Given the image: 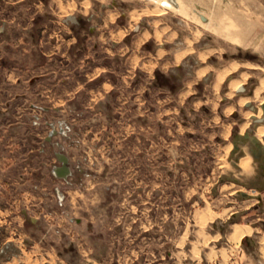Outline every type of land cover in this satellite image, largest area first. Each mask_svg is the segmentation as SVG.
Masks as SVG:
<instances>
[{"label": "rangeland", "instance_id": "rangeland-1", "mask_svg": "<svg viewBox=\"0 0 264 264\" xmlns=\"http://www.w3.org/2000/svg\"><path fill=\"white\" fill-rule=\"evenodd\" d=\"M65 1L72 2L71 4L74 7L73 10L69 11L71 14H77L80 8L76 4H81L80 2L84 0ZM258 1L185 0L191 11V17L194 16L197 20L185 19L178 14L173 15L171 12H168L166 17L146 16L140 20L137 27L128 35V39H132L133 41L130 49L128 50L127 46L123 43L126 36L120 42L119 49H115L116 51H120V59H117V54L114 58H106L115 51H112V40H108L109 37L107 36H109V32L116 31V29L124 30L129 27L128 22L131 19L129 12L136 6L135 0H89V4L85 7V10H87L85 12L86 15L94 14L97 17L93 21H88L87 28L80 33L83 37H89L92 34V29V32L96 36L103 35L105 37V40L109 44L104 43L101 48H98L96 55L99 58H103L104 64L107 63L111 70L119 71V73L124 72V74H129L127 72L128 69L132 70L131 76L133 75L134 78L129 81H132L131 87L135 86V92H131L134 94H130L129 99L136 98L137 103H142L145 99L149 100L150 107L148 106V102H146V105L149 115L152 116L151 131L153 134L160 132L166 137V147L163 148L165 154L162 153L165 158L162 162H156L158 166L161 163V167L164 170L160 171L158 167L152 166V170L150 171V187H146L147 174L146 167L144 166L146 160L136 159L141 170L134 178L128 179L127 172H120L118 175L112 172L109 175V179L119 180V193L117 196L120 201L124 199L125 204L118 207L114 204H108L103 209L110 213L112 210L118 213L132 210L131 205L135 206L133 209L136 217L134 227L136 235L132 246L135 249H148L151 251V258H149L151 260L159 258L157 255L159 253L153 251H157L160 248L163 249L165 241L167 242L166 248L168 250H175L176 243L183 232L195 228L193 225L194 219L198 218L200 213L202 215L209 210L220 213L231 209V212L227 215L230 218L226 220L225 224L228 230L231 229L230 226L234 223L251 224L259 226L260 233L258 235L264 236V175L261 172L259 162L252 158L248 143L246 142L240 145L243 149L242 153L232 155L234 132L240 133L241 126L244 123H249L245 132L250 130H253V134L256 132L257 125L253 117L246 119L243 113L252 111L257 114L259 109H261L263 115L262 105L264 102L260 105L257 104L258 102H251L257 107V111L249 109L247 105L240 106L238 104L241 98L251 97L253 99L256 87L259 86L261 79H264V30L261 31L262 27L264 29V0ZM173 3L176 6L178 5L177 0H173ZM117 12L120 15L117 17L115 23L108 22L107 27H105L109 13ZM166 18L168 19L169 26H176L180 29V38L176 40L175 44L167 42L158 44L155 39H149L137 51L135 41L139 35L144 30L155 31L149 21ZM117 22H119V25H125V27L118 26ZM207 25L212 26V28ZM163 26L161 25V27ZM173 30H176V28L174 27ZM197 33H202V35H200L198 42L192 45L193 54L185 56L179 64L174 63L177 53L183 50L189 51L183 38L184 35H187L189 40L195 41ZM90 44L92 45L93 42L90 41ZM125 48H127V51H122ZM106 49H110V51L107 52ZM161 49L166 53H170V55L161 58ZM90 51L95 52V49L92 47ZM197 52L207 55L206 63L201 62L195 54ZM210 52L213 54H209ZM132 57L139 59V64L136 67H133ZM151 59L154 62L152 74L147 72V67L144 66ZM234 62L240 65L238 71L227 77L221 85L220 91L218 90L219 92L215 91L214 84L218 71L230 66ZM203 68H211L213 71H209L203 78H199L198 72ZM157 72L160 76L168 79L167 83H159L156 80ZM243 73L248 74V78L242 85L245 87V93L239 92L238 88L231 98H229L231 91L229 83L234 79L241 80ZM189 84H191V89L188 87ZM189 92L190 94H187ZM261 96L264 97V92ZM229 107H233L235 111L233 110V112L228 113L227 109ZM30 110L24 109V112L28 113ZM12 111L15 114L16 109L13 108ZM143 112L144 107L142 106L137 111L134 119L130 121L126 120V123L134 125L141 135H144L145 131L142 127L145 125L143 122H138V120L142 119L140 117H144ZM152 112L153 114H151ZM105 113H107L106 110L103 111V115H101L102 120H99L100 122L96 120L95 116V119L91 122L94 124L87 125L89 130H91L88 136H93V131H96V122L97 124L101 123L100 126L104 127V137L102 138L101 135L99 137L101 140L106 141L107 148H111L113 151H116L118 146H120V149L126 148L128 141H116L117 130L108 126L110 122V124L115 126L116 121L110 120L107 123L105 121V116H107L104 115ZM110 115L114 114L110 113ZM13 116L9 121L0 119V132L2 133L6 130L7 139L4 141L11 143L14 148L19 146V143L21 144V138L25 139L34 135L33 131L35 130L27 123L25 125L18 124L15 116ZM126 123L124 127L127 125ZM122 126L120 125V127ZM78 141L80 143L82 140L79 139L74 142L77 143ZM158 141L157 139L154 140L153 155L155 154L154 149H156L154 147L155 144L159 145ZM28 142L31 143V141ZM136 146L141 150L139 152L140 155L145 154L142 138L141 143H137ZM230 146L231 149L228 150ZM21 154L22 152L18 150L17 153L7 152L6 156V151L0 148V158L2 159L0 167L2 166V169L3 167L7 168V172L0 170V175L2 174L0 177L8 179L10 182H22V178L32 180V183L39 184L40 188L36 190L28 184L23 188L18 187V185L6 188L0 187V196L7 194L9 203H5L2 207H10L12 205L16 207L20 205V207L26 208L27 205H22L21 203L17 205L10 203L19 195L21 189L25 193L33 192L35 195L45 197L47 193L54 195L53 187L56 185L58 187V183L53 179L51 171L47 169L44 173L40 171L37 177L36 172H31L33 163H30L26 169L24 165L25 161H22L23 156ZM246 154L251 157L252 172L250 175L242 174L240 167L235 165L243 156H247ZM84 156L85 153L82 150V157ZM45 158L41 156L35 158L34 156V167H36V161H45ZM31 159L32 157H30L28 162H31ZM225 165H230V167L226 168ZM29 171L28 176H22V173ZM90 174L94 176L95 172L91 171ZM234 179H238L239 181L235 182ZM80 180L82 178H80V173L77 172L74 178V185L64 188L65 196L66 194L68 196L73 195L72 202H65V198L63 199L62 197L59 201L58 194L55 193L59 204L57 205L55 201L53 204L48 205V207L55 211L56 215L53 217L41 215L40 220L38 219V227H33L28 219H26L24 226L21 228L18 227L16 222L13 224V228L18 227L19 230L23 229L25 232H38L40 234V255L44 258H48L46 254L51 255L55 260L54 264H97L98 260L102 258L103 252L105 251L106 253L113 247L114 239L110 229L112 228L113 221L112 219H107L105 227H99V231L100 229L105 230L106 236L104 234H97L98 229L96 230L94 225L93 227L90 225L89 228L92 234L87 233L88 238L91 239L90 242L89 239L87 240L89 243L87 247L92 251L88 250V255L86 256H82L79 252V247H82V244L84 245L86 241L85 234H82L83 228L78 224L84 212L80 204L79 195L82 192L85 194L87 192L86 188L80 184ZM259 187L263 188L260 189ZM93 192L96 195V191L93 190ZM240 193L252 194L250 200L245 201V199H242L243 197H241ZM97 195L100 196L98 192ZM148 196H150V204L146 203ZM258 196H261L263 200L258 201ZM0 199L2 198L0 197ZM42 205L41 203L39 207ZM28 206H31L30 203ZM99 210L101 211V209ZM236 212L238 218L232 219L233 215L231 213ZM246 213L249 215L247 216ZM251 213H254V215H251ZM148 215H150V218L147 217ZM164 216H166L165 222L161 220ZM219 221L220 219L217 218L214 223L218 224ZM148 223H150L151 229L152 227L155 229L151 230L152 234L150 236H144V228L148 227ZM68 233L71 235L69 236ZM189 233L190 236L191 232ZM121 236H123L121 240L122 249V246L127 245L129 238H124V234ZM34 241L36 242L35 239ZM161 244L162 247H160ZM27 247L30 248L28 245ZM111 253L112 251H109L107 260H110ZM122 253L126 254L127 249ZM2 260L4 259L0 256V264ZM39 264H42V262L40 261Z\"/></svg>", "mask_w": 264, "mask_h": 264}, {"label": "crops", "instance_id": "crops-1", "mask_svg": "<svg viewBox=\"0 0 264 264\" xmlns=\"http://www.w3.org/2000/svg\"><path fill=\"white\" fill-rule=\"evenodd\" d=\"M85 1L77 4L80 8L77 14L68 12L67 15H58V13H61V5L66 9L72 2L65 0H0V119L9 121L14 115L18 124L25 125L27 123L35 130L33 131L34 135L25 139L21 138V144L19 143V146L14 148L11 143L4 141L7 139L6 130L0 132V148L6 151V156L7 152L17 153L20 150L26 169L30 163H33L31 172H36V175L40 171L44 173L47 169L51 171L53 179L58 183V187L57 185L53 187L54 195L47 193L45 197L35 195L33 192L25 193L21 189L19 195L10 203L16 205L21 203L27 205L26 208L20 207V205L2 207V205L8 203L7 194L0 196L2 198L0 199V256L4 259L1 264H15L14 262H17L16 264H39L40 261L42 264L55 263L54 258L49 254H46L48 258L41 257L39 249L40 234L38 232H25L23 229L19 230L18 227H23L27 219L24 211L30 217L40 220L41 215L44 217L56 215V212L49 209L48 205L53 204L55 201L58 205L61 197L65 198V202H72L73 195L68 196L66 194L65 196L64 188L74 185L77 172L80 173V178H82L80 184L87 191L86 194L82 192L79 195L84 212L78 224L82 226V234H85L86 237L85 244H82V247L78 245L82 256L88 255V250L92 251L87 247L89 244L87 240L89 239V242L91 240L88 238L87 233L92 234L89 228L90 225L92 227L94 225L96 230L98 229L97 234L106 236L105 230L100 229L99 231V227L104 228L107 219L113 221L112 228H110L114 239L113 247L109 250L112 251L110 260L106 259L109 254V251L106 250L107 252H103L102 258L98 260L97 264H264V236L258 235L260 233L259 226L240 224L250 227L251 233L250 235L246 234L239 243H236L231 240V234L234 225L238 223H234L230 226L231 229L228 230L225 224L230 217L227 216V219H224L217 212L210 210L216 215L214 219L208 220L202 226L199 222V215L198 218L194 219L193 225L195 228L183 232L176 243L175 250H168L165 241L163 249L153 251L159 253L157 254L159 258L151 260L149 259L151 258V251L148 249H135L132 246L136 235L134 231L136 217L133 209L135 206L131 205L132 210L118 213L114 210L111 213L103 210L108 204H114L117 207L125 204V200L120 201L117 196L119 193V180L109 179V175L112 172L117 175L120 172H127L128 179L134 178L141 170L136 159L146 160L144 165L147 174L146 187H150L152 166L158 167L160 171L164 170L161 163L158 166L156 162H162L165 158L162 153L165 154L163 148L166 147V137L160 132L153 134L151 131L152 116L149 115L146 105V102H148L150 107L149 100L145 99L142 103H137L136 98L129 99L130 94H134L131 92H135V86L131 87L132 81H129L134 78L133 75L131 76L132 70H127L129 74L111 70L107 63L104 64L103 58L96 55L98 48H101L105 43L100 39L101 35L96 36L92 29V34L89 37H83L80 33L87 28L86 20L93 21L97 17L94 14H85L87 12L85 10L87 6L84 5ZM69 16H75L78 20L86 22L82 26L79 23L66 22ZM117 25L120 26L121 24L119 25V22H117ZM120 27L123 28L125 25ZM263 30L262 27L261 31ZM119 31L121 30L116 29V31L109 32L107 37ZM128 35H126L123 43L129 50L133 41L128 39ZM90 41L93 42L92 45H89ZM111 42L113 51L119 49L122 40H112ZM92 47L95 52L90 51ZM115 51L106 58H114L117 54V59H120V51ZM122 54L124 55V53ZM146 64L147 66H153L154 62L151 59ZM98 69H102L100 75L90 79ZM152 69L147 68V72L152 74ZM9 77H12V79ZM105 83L112 85L111 90L105 91L103 87ZM80 85H83V87L80 88ZM97 93L101 94L102 98L93 100V95ZM142 106L144 107V117H140L142 119H139L138 122H143L145 125L142 127L145 131L144 135H141L134 125L126 123V120L130 121L136 117L137 111ZM13 108L16 109L15 114L12 111ZM24 109L31 110L26 113ZM104 110L107 111L104 114L107 115L105 116L107 123L110 120L116 121L115 126L110 124L111 122L108 124L109 127L117 130L116 141H128L126 148L120 149V146H118L116 151L107 148L106 141L101 140L99 137V135L102 138L104 137V127L100 126L101 123L97 124L96 122V131H93V136H88L91 130L87 125L94 124L91 122H93L95 116L96 120L101 121ZM110 113L114 115L111 116ZM125 123L127 125L124 127ZM120 125L123 126L120 127ZM51 133L55 135L50 137ZM14 137L18 139L16 136ZM141 138L145 146V154L143 155L139 154L141 150L136 146L137 143H141ZM79 139L82 140L83 145L79 141L74 142ZM155 139L159 140V145L155 144L156 149H154L155 154L153 155L152 149ZM28 141H31V143ZM82 150L85 153L84 157H82ZM58 152H63L70 159L73 175L68 181L58 178L54 173L55 167L59 165ZM34 156L35 158H39V156L46 157V160L36 161V167H34ZM30 157H32L31 162H28ZM244 157L246 156L242 158ZM1 163L2 159L0 158V165ZM238 164H240V161L235 163L239 166ZM1 167L0 170L7 172L6 167H3V169ZM240 169L243 174V169ZM91 171L95 172L94 176L90 174ZM29 173L30 171L22 173V176H28ZM21 180L22 182H10L8 179L0 177V187L6 188L18 185V187L23 188L28 184L36 190L40 188L39 184H33L32 180L23 178ZM234 181L238 182L239 180L234 179ZM93 190L96 191V195L93 194ZM97 192L100 196L97 195ZM55 193L58 194L59 201ZM247 194L245 197L240 193L245 201L250 200L252 195ZM258 201H260L259 198ZM29 203L31 206H28ZM41 203L43 205L39 207ZM146 203H151L150 196H148ZM231 214L233 215L232 219L238 218L237 212ZM251 215H254V213H251ZM147 217L150 218V215ZM165 218L166 216L162 217L161 220L165 222ZM217 218L220 219L218 224L214 223ZM14 222L17 223V228H13ZM38 223L39 221L32 223V226L38 227ZM148 224V227L144 228V236H150L152 234L151 230L155 229L153 227L151 229L150 223ZM211 224L213 225L211 226ZM189 232H191L190 236ZM122 234H124V238L127 237L129 240L127 245L122 246L121 249ZM185 235L186 239L184 238ZM217 236L219 238L214 239ZM160 247H162V244ZM126 249L127 253L123 254L122 252ZM197 252L200 253L199 258L196 255ZM43 259L45 260L43 261Z\"/></svg>", "mask_w": 264, "mask_h": 264}, {"label": "clouds", "instance_id": "clouds-1", "mask_svg": "<svg viewBox=\"0 0 264 264\" xmlns=\"http://www.w3.org/2000/svg\"><path fill=\"white\" fill-rule=\"evenodd\" d=\"M136 6L132 11L129 12V16L131 17L129 22V27L121 30L119 32H114L108 40H115V41H121L124 39L126 35H128L130 32H132L140 22V20L144 17H166V14L168 12H171L173 15L176 14V10L172 8V5L168 3V0H135ZM69 7H74V5H70ZM153 9V10H149ZM68 10L61 5V13H58V15L63 14L67 15ZM120 15V13H109L108 20L105 23V27H107L108 22L115 23L117 17ZM149 23L152 25V28L155 29V31L150 30H144L142 34L139 35L138 39L135 41V48L137 51H139L141 45H143L147 40L149 39H155L158 44H164L165 42L170 44H175L176 40L180 38V29L176 26H169L168 19L163 20H150ZM161 25H164L161 27ZM174 27L176 30H173ZM200 35L202 33H197V39L195 41L189 40L187 38V35H184L185 44L188 46L189 51L184 52L176 57L174 63L179 64L183 61L184 57L187 55L193 54L194 50L192 49V45L194 43H197L199 40ZM102 41H105L107 43L108 41L105 40V37L102 35L100 37ZM106 51H110V49H106ZM122 51H127V48L123 49ZM198 58L201 60L202 63L207 62V57L205 55H200L198 52L195 53ZM213 54V53H209ZM166 55H170V53H166L163 49L160 50V57H164ZM133 60V67H136L139 64V59L136 57H132ZM147 67V65H145ZM154 67V65H153ZM102 69H98L93 76L90 77V79H94L95 76L100 75V72ZM213 71L211 68H203L199 71L198 77L203 78L207 72ZM12 79V77H9ZM195 83V81H193ZM83 85H80V88H82ZM105 91L111 90L112 85L110 83H105L103 85ZM189 89H191V84H189ZM218 87V86H217ZM234 87H239V85H235ZM79 90V89H77ZM187 94H190L187 93ZM186 94V95H187ZM102 98V95L97 93L93 95V100ZM183 103V101H181ZM199 107V105H197ZM226 168L230 167V165H225ZM240 167L244 170V174L250 175L252 172L251 168V159L247 158L240 162ZM227 187V186H226ZM191 194V193H190ZM231 212V209L227 210V212H220L218 215H220L222 218L227 219L228 213ZM78 214V213H77ZM187 238L186 235L184 237ZM219 237H215L214 239H218ZM197 256H199V253H196Z\"/></svg>", "mask_w": 264, "mask_h": 264}, {"label": "bare ground", "instance_id": "bare-ground-1", "mask_svg": "<svg viewBox=\"0 0 264 264\" xmlns=\"http://www.w3.org/2000/svg\"><path fill=\"white\" fill-rule=\"evenodd\" d=\"M87 1V0H86ZM89 1V0H88ZM86 2L84 5H88L89 2ZM178 1V5L176 6L174 3H173V0H168V3L172 5V8L176 10V14L182 16L183 18L185 19H189V20H197L196 17L192 16L191 17V11L189 10V6L185 3V0H177ZM195 1H198V0H195ZM69 2V1H68ZM67 3V2H66ZM76 4V3H75ZM69 5V4H68ZM73 5V4H71ZM77 5V4H76ZM127 5V4H126ZM68 10V12H70L69 10H73V7H68L66 8ZM194 14V13H193ZM207 15V14H206ZM194 17V18H193ZM208 17V16H207ZM181 18V17H180ZM197 22V21H195ZM129 23V22H128ZM201 23V22H199ZM217 23V22H216ZM206 26V25H205ZM208 27L212 28V26H209L207 25ZM207 27V28H208ZM220 28V27H219ZM196 33V32H195ZM182 51V50H181ZM179 52V51H178ZM184 52H187L186 50L182 51V52H179L176 54V57L179 56L180 54L184 53ZM201 53V52H200ZM211 53V52H210ZM200 55H205L207 56L205 53H201ZM175 57V59H176ZM151 64V63H150ZM248 65V64H247ZM250 65V64H249ZM145 66V65H144ZM239 64L238 63H232L230 66L228 67H225L224 69H221L220 71H218L217 75H216V80H215V84H214V90L215 91H218L220 88H221V85L223 84V82L227 79V77L238 71L239 69ZM148 69H152V66H147ZM199 73V72H198ZM248 78V74L247 73H243L242 74V79L239 80V79H234V80H231V82L229 83V89L231 90L230 93H229V98H231V96L236 92V90L240 87H242V85L245 83L246 79ZM235 85H239V87H234ZM218 86V87H217ZM238 89V90H239ZM220 91V90H219ZM218 91V92H219ZM264 92V79H261L260 81V84L259 86L256 87L255 91H254V97L253 99L251 97H244V98H241L239 101H238V104L240 106H244V105H247L248 102H258L257 104H262L264 102V97H262V93ZM219 97V96H218ZM257 108V107H256ZM234 108L233 107H229L227 109V112L228 113H231L233 112ZM226 111V110H225ZM235 111V110H234ZM256 113V112H255ZM253 113L252 111H247V112H244L243 113V116L247 118H250V117H262V110L259 109L258 113L255 114ZM242 117V116H241ZM249 125V123H244L242 126H241V134H243L245 132V130L247 129V126ZM229 132V131H228ZM228 134V133H227ZM256 136L262 140L263 139V136H264V124L262 125H259L257 128H256V132H255ZM263 142V141H262ZM231 149V146L228 148V150ZM247 158H250V156H246L244 158H242L240 160L243 161ZM215 214H213L210 210L207 212V213H204L201 215L200 213V217H199V222L202 226H204V224L208 221V220H211V219H214L215 218ZM198 222V223H199ZM251 233V228L246 226V225H235L233 227V233L231 234V240L233 242H236V243H239L241 238H243L246 234H249L250 235ZM205 238V237H204ZM200 242V241H199ZM205 242V241H204ZM238 246V245H237ZM198 249V248H196ZM196 252V251H195ZM200 252V251H199ZM231 252V251H230ZM223 253V252H222ZM200 254V253H199ZM227 255V254H225ZM199 258V256H198ZM16 264V263H15Z\"/></svg>", "mask_w": 264, "mask_h": 264}, {"label": "water", "instance_id": "water-1", "mask_svg": "<svg viewBox=\"0 0 264 264\" xmlns=\"http://www.w3.org/2000/svg\"><path fill=\"white\" fill-rule=\"evenodd\" d=\"M77 21H78V18H76L75 16H69L66 19V22L77 23ZM244 91H245V87H243V86L240 87L239 92H244ZM247 107H249L253 111H257V108L251 102H249L247 104ZM262 109H263L262 117H260V118H258L256 116L253 117V119L257 125L256 127L264 124V104L262 105ZM252 131L253 130L246 131L244 134L236 133V135H235L236 140H233L234 149L232 151V155H234L235 152L237 151V149L239 148L238 144L239 143H245L247 140H250L254 145H256L259 148L262 147L260 139L257 138L255 135H251L250 132H252ZM53 135H55V134L51 133L50 137H52ZM263 140H264V136H263ZM253 157H254V154H253ZM57 158H58V161L60 162V164L55 167L54 173L58 178L68 181L73 175L72 168L70 165V159L63 152H58ZM241 194L245 197L247 196L245 193H241ZM24 214H25L26 218L28 219V221L31 223H36L38 221L36 218L30 217L26 211H24Z\"/></svg>", "mask_w": 264, "mask_h": 264}, {"label": "flooded vegetation", "instance_id": "flooded-vegetation-1", "mask_svg": "<svg viewBox=\"0 0 264 264\" xmlns=\"http://www.w3.org/2000/svg\"><path fill=\"white\" fill-rule=\"evenodd\" d=\"M79 21V22H78ZM77 21V23H79V25L80 26H82V25H84V23L87 21H89V19L88 20H86L85 22L84 21H82V20H78ZM149 45H151V44H149ZM148 45V46H149ZM149 48H151V46H149ZM162 79H164V81H162ZM156 80L159 82V83H162V82H164V83H167V78H165V77H163V76H160L159 75V73L157 72V74H156ZM242 93H245V91L244 92H242ZM255 106V105H254ZM256 107V106H255ZM249 108V107H248ZM250 109V108H249ZM253 132V131H252ZM252 132H250L251 133V135H255L256 136V134H253ZM239 134H241V133H239ZM244 134V133H243ZM235 135H236V132H234V134H233V140H236L235 139ZM257 137V136H256ZM258 138V137H257ZM261 141V146L262 147H257L256 145H254L250 140H247L246 141V143H248L247 145L249 146V152H250V154H251V156H252V158L253 159H255L257 162H259V165H260V169H261V172H262V174L264 175V140L262 139V140H260ZM263 141V142H262ZM239 145V148L237 149V151L235 152V154L236 153H242L243 152V149H242V147L240 146L241 145V143H239L238 144ZM234 154V155H235ZM253 154H254V157H253ZM59 164H60V162H59ZM239 165V167H240V164H238ZM241 168V167H240ZM260 189H262L263 187H259ZM254 196V195H253ZM256 196V195H255ZM258 198L260 199V201L262 200V197L261 196H258ZM235 225H240V224H235ZM234 225V226H235Z\"/></svg>", "mask_w": 264, "mask_h": 264}]
</instances>
